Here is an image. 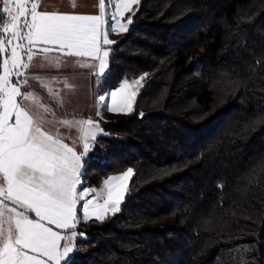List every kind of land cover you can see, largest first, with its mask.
<instances>
[{"label": "trees", "instance_id": "1", "mask_svg": "<svg viewBox=\"0 0 264 264\" xmlns=\"http://www.w3.org/2000/svg\"><path fill=\"white\" fill-rule=\"evenodd\" d=\"M109 50L98 94L144 83L100 121L80 188L132 176L69 264H264V0H140Z\"/></svg>", "mask_w": 264, "mask_h": 264}, {"label": "snow or ice", "instance_id": "2", "mask_svg": "<svg viewBox=\"0 0 264 264\" xmlns=\"http://www.w3.org/2000/svg\"><path fill=\"white\" fill-rule=\"evenodd\" d=\"M133 3L138 0H99L98 15H80L39 11L37 0H0V15L7 18L0 26V264H69L77 239L78 203L83 201L80 208L85 221L93 206L92 192L80 190L82 160L90 146L84 143L83 154H78L61 138L46 132L42 117L22 105L21 100L34 98L32 92L23 91L28 81L22 69H29L23 58L32 61L34 48L48 53L58 47L68 56L99 61L103 74L110 55L105 46L116 43L108 39L107 32L128 30L132 17L126 22L123 17ZM143 79L133 83L142 86ZM128 87L125 81L119 91L111 92L108 111L131 108L130 97L121 94ZM76 123L85 140L89 134L95 140L97 134L92 129L96 126L91 120ZM131 172L128 169L103 182V210L108 205L113 212L118 210ZM94 211L96 219H103L98 203Z\"/></svg>", "mask_w": 264, "mask_h": 264}, {"label": "crops", "instance_id": "3", "mask_svg": "<svg viewBox=\"0 0 264 264\" xmlns=\"http://www.w3.org/2000/svg\"><path fill=\"white\" fill-rule=\"evenodd\" d=\"M37 2L38 10L42 12L99 14V0H37ZM113 37L108 36V39L113 40ZM111 46H105V49ZM59 50L58 47H53L51 54H47L38 48L33 51L43 52L44 56L35 54L30 62L24 57L23 62L29 63V69H22L28 81L23 91L32 92L34 98L20 102L31 114L42 117L43 129L46 132L61 138L78 154H83L84 143H88L91 149L94 141L102 135L100 121L107 120L114 114L108 111L110 104L105 103L106 99L108 103V97L114 90L104 94L97 93L100 78L103 76L97 75L99 61L68 56L66 50L65 52ZM82 64H91L93 67H81ZM44 108L48 111L44 112ZM81 120H91L96 126L92 129L97 134L95 140L90 134L86 140L83 138L84 132L76 123ZM64 121L69 123L65 124ZM84 158L85 156L83 160ZM9 206L11 207L10 204Z\"/></svg>", "mask_w": 264, "mask_h": 264}, {"label": "rangeland", "instance_id": "4", "mask_svg": "<svg viewBox=\"0 0 264 264\" xmlns=\"http://www.w3.org/2000/svg\"><path fill=\"white\" fill-rule=\"evenodd\" d=\"M139 1L140 0H138V3H133L132 5H131V10L130 11H126L125 13H124V17H123V20H124V22H126L127 21V18L129 17V16H133V14L135 13V11L137 10V8H138V5H139ZM116 2H118V0H116ZM112 10L114 11V7L112 8ZM105 27H107V26H105ZM128 29H129V26H128ZM128 31V30H127ZM127 31H123V30H118L117 32H112V31H108L107 32V36H114L113 37V40L112 41H114V42H117L119 39H121L126 33H127ZM115 44V43H114ZM113 45V44H112ZM35 49H38V48H35ZM35 49H33V50H35ZM105 50H108L109 52H110V50L108 49V48H106ZM59 51H63V52H65L64 50H59ZM9 52H10V50H9ZM42 53V55L41 56H44V53L43 52H41ZM47 54H51L50 52H48ZM26 57V56H25ZM24 59V58H23ZM27 59V58H26ZM108 68V67H107ZM107 71V69L105 70V72ZM104 72V73H105ZM103 73V74H104ZM3 74V69H2V67H1V72H0V75H2ZM103 74H100V71H99V69H98V71H97V75H99V76H101V75H103ZM140 77H143V76H140ZM140 77H138V78H135V79H127V80H124V81H122L116 88H114V89H112V90H114V91H119L120 90V88H121V86L125 83V81H127L128 82V85H129V87L128 88H126V89H124V91L121 93L122 95H125V96H129L130 97V101H131V108H123V110H118V111H116V112H114V115L116 114V115H129V114H131L132 112H133V110H134V103H135V99H136V96H137V94H138V92H139V89L142 87V86H140V85H135L133 82L134 81H136V80H138ZM143 83H144V79L143 80H141L140 81V84L141 85H143ZM132 92H135V95L134 96H132L131 95V93ZM110 97H108V103H107V99H106V101H105V103L108 105V104H110L109 105V107H111L112 106V98H111V94L109 95ZM2 110V109H1ZM104 135V133H103V131L100 129V135ZM101 135V136H102ZM88 154V153H87ZM87 156V155H86ZM85 156V157H86ZM128 171V169H126V170H124V171H122V172H120V173H117V174H114V175H110L109 177H113V176H118V175H122L123 173H125V172H127ZM131 176H132V172H131V174H130V176L127 178V180H126V183H125V189H124V191H125V195L123 196V199H122V202L124 201V198H125V196H126V193H127V190H128V185H129V181H130V179H131ZM108 177V178H109ZM108 178H106V179H108ZM105 179V180H106ZM104 180V181H105ZM103 181V182H104ZM115 183H121V182H115ZM0 185H2V182L0 181ZM79 187V186H78ZM80 190H89V191H91L92 192V195L89 197L90 199H92V201H93V206H92V208H90V218L87 220V221H85L84 220V218H83V215H82V208H80V205L83 203V201H81V202H79L78 203V208L80 209V211L78 212V223H77V227H76V229H75V231L77 232V239L76 240H83V239H85L86 238V235H85V233L84 232H81L79 229H81L86 223H88L89 221H101V220H103V219H105L106 217H108V216H110V215H113V214H115V213H117L118 212V210H119V207H120V205H121V203L118 205V210L117 211H115V212H113L112 210H111V205H108V206H106L107 207V210L105 211V210H103V208L105 207L104 206V204H103V201H104V199L106 198V192L104 191V184L102 183L101 184V186L100 187H98V188H80ZM98 196H99V199H98ZM97 203L101 206V214H102V216H103V219H96L95 218V211H94V209H96V206H97ZM7 213H5V218L7 219ZM34 214H31L30 215V218H33L34 216H33ZM53 227V230H57V229H55V227L54 226H52ZM57 231H59V230H57ZM69 235H70V232L68 233ZM75 240V241H76ZM75 241H73V246H74V243H75ZM73 255V254H72Z\"/></svg>", "mask_w": 264, "mask_h": 264}, {"label": "built area", "instance_id": "5", "mask_svg": "<svg viewBox=\"0 0 264 264\" xmlns=\"http://www.w3.org/2000/svg\"><path fill=\"white\" fill-rule=\"evenodd\" d=\"M36 55H40V56H41V55H42V53H40V52H37V53H36Z\"/></svg>", "mask_w": 264, "mask_h": 264}, {"label": "water", "instance_id": "6", "mask_svg": "<svg viewBox=\"0 0 264 264\" xmlns=\"http://www.w3.org/2000/svg\"><path fill=\"white\" fill-rule=\"evenodd\" d=\"M2 25H3V24H2ZM2 25H1V26H2Z\"/></svg>", "mask_w": 264, "mask_h": 264}]
</instances>
